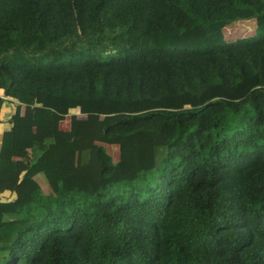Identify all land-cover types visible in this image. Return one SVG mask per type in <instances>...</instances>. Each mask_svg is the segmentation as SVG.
<instances>
[{"label":"trees","instance_id":"trees-1","mask_svg":"<svg viewBox=\"0 0 264 264\" xmlns=\"http://www.w3.org/2000/svg\"><path fill=\"white\" fill-rule=\"evenodd\" d=\"M0 96V264H264V0H0Z\"/></svg>","mask_w":264,"mask_h":264},{"label":"rangeland","instance_id":"rangeland-1","mask_svg":"<svg viewBox=\"0 0 264 264\" xmlns=\"http://www.w3.org/2000/svg\"><path fill=\"white\" fill-rule=\"evenodd\" d=\"M255 34V20L249 21H238L230 24L224 29V35L227 40L235 41L238 39L248 38ZM3 97L4 96H0ZM24 108L17 107L16 112H19L20 116L24 115ZM60 121V120H59ZM59 126L62 129H67V118L59 122ZM1 131V129H0ZM48 131V130H47ZM116 152V147L113 148L112 152ZM163 154V150L160 148L155 149V156L156 160L159 159ZM116 154H114L115 157ZM17 157V156H16ZM36 181L39 183V186L44 194L48 193V185L45 178L42 175L36 176Z\"/></svg>","mask_w":264,"mask_h":264}]
</instances>
